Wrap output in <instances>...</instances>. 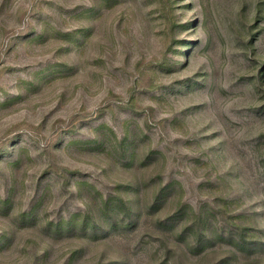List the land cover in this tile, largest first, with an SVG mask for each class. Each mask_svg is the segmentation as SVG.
Listing matches in <instances>:
<instances>
[{
  "label": "rangeland",
  "instance_id": "obj_1",
  "mask_svg": "<svg viewBox=\"0 0 264 264\" xmlns=\"http://www.w3.org/2000/svg\"><path fill=\"white\" fill-rule=\"evenodd\" d=\"M0 264H264V0H0Z\"/></svg>",
  "mask_w": 264,
  "mask_h": 264
}]
</instances>
